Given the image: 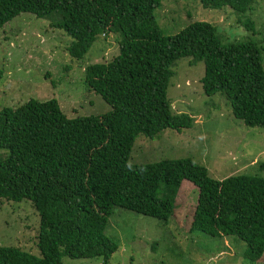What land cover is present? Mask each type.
Wrapping results in <instances>:
<instances>
[{
	"label": "trees",
	"instance_id": "16d2710c",
	"mask_svg": "<svg viewBox=\"0 0 264 264\" xmlns=\"http://www.w3.org/2000/svg\"><path fill=\"white\" fill-rule=\"evenodd\" d=\"M162 0H0V28L20 13L46 19L71 37L65 48L81 59L100 34L118 31V54L84 68L86 87L110 107L68 118L54 99L0 109V202H31L39 215L40 256L0 246V264H63L61 258H102L118 249L106 234L114 208L167 223L182 183L198 190L189 231L234 236L257 262L264 254V177L217 180L188 158L128 161L140 134L181 131L192 118L174 114L166 96L175 62L202 61L206 96L225 97L235 119L264 128V67L255 41L222 44L213 24L194 21L164 35L154 10ZM206 9L250 11L254 0H199ZM250 28L253 22H246ZM49 75L46 74V77Z\"/></svg>",
	"mask_w": 264,
	"mask_h": 264
},
{
	"label": "rangeland",
	"instance_id": "374dc122",
	"mask_svg": "<svg viewBox=\"0 0 264 264\" xmlns=\"http://www.w3.org/2000/svg\"><path fill=\"white\" fill-rule=\"evenodd\" d=\"M154 16L164 35H174L194 21L213 24L222 44L252 40L262 49L264 67V0H254L243 14L228 6L203 8L199 0H162ZM253 22L247 28L246 22ZM120 34H100L81 58L65 50L71 37L49 26L46 19L20 13L0 28V109L17 107L30 99L54 98L68 118L100 115L109 105L84 83V68L111 60L118 54ZM178 59L172 67L166 96L174 114L192 118L181 131L166 128L155 138L140 134L128 161L135 164L188 158L205 167L217 180L246 174L264 177V128L237 120L224 96H206L201 87L202 61ZM46 74L49 76L46 77ZM1 151L0 155H4ZM197 188L182 181L175 196L173 216L167 223L114 208L106 234L118 249L108 264H264L243 257L246 245L234 236L190 232ZM39 215L30 201L0 202V246H14L40 256L36 245ZM63 264H103L102 258H61Z\"/></svg>",
	"mask_w": 264,
	"mask_h": 264
}]
</instances>
